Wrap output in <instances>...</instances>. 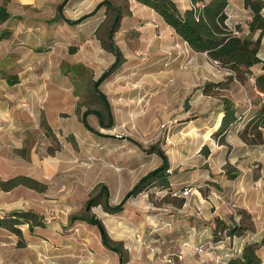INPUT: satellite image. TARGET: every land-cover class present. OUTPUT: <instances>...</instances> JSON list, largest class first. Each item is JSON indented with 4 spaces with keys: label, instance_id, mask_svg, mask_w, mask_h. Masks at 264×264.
<instances>
[{
    "label": "rangeland",
    "instance_id": "1",
    "mask_svg": "<svg viewBox=\"0 0 264 264\" xmlns=\"http://www.w3.org/2000/svg\"><path fill=\"white\" fill-rule=\"evenodd\" d=\"M101 1L82 4L89 13ZM176 1L185 9L191 0ZM130 4L132 15L124 16L114 35L125 61L100 85L111 102L114 125L102 127L90 114L93 132L81 119L87 109L104 113L93 82L115 61L101 41L110 28L102 8L95 14L102 25L94 46L105 51L73 82L77 99L70 92L56 96L58 116L36 126L27 123L24 145L15 149L23 162L0 168L6 174L0 175L5 185L0 186V214L11 207L31 208L47 221L34 234L22 226L23 247L10 232L2 235L8 242L1 244L4 264H120V255L103 245L96 226L71 218L85 213L89 199L105 197L102 185L109 188V202L119 204L141 177L162 164L158 148L169 157L171 188L153 185L131 197L119 213H107L103 204L90 210L114 242H123L126 264H230L250 243L258 244L264 264V147H259L264 143L245 150L235 136L227 134L220 144L214 134L224 97L240 102L247 97L258 105L253 77L262 63L246 79L238 78L194 51L153 9L135 5L136 0ZM260 55L264 58V45ZM208 83L219 84L205 93ZM186 187L188 195L182 193ZM234 226H241L240 234L230 235Z\"/></svg>",
    "mask_w": 264,
    "mask_h": 264
},
{
    "label": "trees",
    "instance_id": "2",
    "mask_svg": "<svg viewBox=\"0 0 264 264\" xmlns=\"http://www.w3.org/2000/svg\"><path fill=\"white\" fill-rule=\"evenodd\" d=\"M69 0H63L58 6V15L55 19H64L67 23L79 24L86 18L94 16L102 8L105 9L106 20L109 22L107 38L101 40L104 48L115 55V61L109 69L93 82L95 93L100 98L104 113L100 110L87 109L82 114L84 125L96 132L89 124L88 116L95 114L102 127L109 128L114 125L115 118L111 102L108 96L100 89L102 82L114 73L125 61L123 52L114 41V35L122 25L124 16L132 15L130 0H102L97 6L79 17L76 20L67 18L64 13V6ZM153 9L163 20L171 26L175 32L196 52L206 53L207 56L218 62L221 66L229 68L236 73L238 78L248 77L251 68L262 63V72L253 78V88L259 96V103H251L252 108L248 114L246 123L239 128V136L248 145H260L264 143V60L260 57V49L264 36V0H245V6L252 11V17L248 21L245 30L240 24L234 27L228 24L227 8L229 0H191V6L181 9L176 0H136ZM10 17V13L5 7H0V24ZM102 25V24H101ZM101 25L98 26L96 34L99 33ZM239 32V33H238ZM258 34L256 37H254ZM9 32H4L0 38L7 37ZM75 47H72V50ZM79 76L82 77L87 71L86 66H77ZM219 83H208L204 88L205 93L212 86ZM252 102V101H251ZM223 117L219 128L214 134L220 136L219 143L225 144L227 134L240 122V115L235 102L228 97L222 99ZM253 113V114H252ZM100 133V132H98ZM156 152L162 158V164L148 172L136 183V185L125 195L119 204L113 205L109 202L110 191L108 186L102 185V195L88 200L85 213L81 216H72V222L82 220L97 227L101 241L104 246L117 252L120 255V264L128 262V251L124 248L122 241L114 242L111 238L103 220L90 210L92 207L103 204L107 213L121 212L131 197L148 190L151 186L171 188L169 170L171 167L168 155L161 149ZM28 181L31 179L25 178ZM35 182V180H32ZM37 183V182H35ZM0 186L4 187V182L0 179ZM27 225L29 231L34 234L37 228H45L47 221L45 217L35 209H15L4 214H0V227L8 230L18 238V246L23 247L27 242L22 226ZM241 233V226H234L230 235ZM258 244L250 243L244 248L241 256L230 260V264H261L262 260L258 254Z\"/></svg>",
    "mask_w": 264,
    "mask_h": 264
},
{
    "label": "crops",
    "instance_id": "3",
    "mask_svg": "<svg viewBox=\"0 0 264 264\" xmlns=\"http://www.w3.org/2000/svg\"><path fill=\"white\" fill-rule=\"evenodd\" d=\"M62 1L0 0V7H5L10 13V17L0 24V35L9 32L7 37L0 38V168L12 165L13 161L23 162V157L15 154V149H21L24 145V132L29 128L27 123L34 121L36 126L39 124L38 120L58 116L60 112L54 108L61 102L55 100L60 93L70 92L77 99L78 93L73 88V82L81 78L77 66L93 67L95 56L105 51L102 46H94L96 27L99 24L95 15L76 24V28L64 19L54 20ZM229 1V26L240 24L246 30L252 17L251 9L245 6V0ZM82 2L83 0H69L64 15L76 20L88 13ZM135 5L145 6L137 1ZM190 6L191 1L186 8ZM72 46H75L73 50ZM260 57L264 60L261 55ZM107 59L109 60V56ZM261 72L262 66L258 74ZM102 73L103 71L100 75ZM68 83L72 84L71 87L61 90ZM22 101L27 103L26 109L21 108ZM234 102L240 113L251 104L247 97L241 102L234 99ZM75 103L77 104V100ZM223 114L221 112L220 117ZM220 123L219 120L215 128ZM238 131L239 126L236 125L229 131L227 138L235 136L246 150L250 146L241 139ZM259 147H264V144ZM0 175L6 177L4 171ZM15 209L26 208L11 207L6 212ZM6 234L9 231L0 227V238ZM1 244L8 246V242L0 239V264H4L8 260L4 253L6 248H2Z\"/></svg>",
    "mask_w": 264,
    "mask_h": 264
},
{
    "label": "built area",
    "instance_id": "4",
    "mask_svg": "<svg viewBox=\"0 0 264 264\" xmlns=\"http://www.w3.org/2000/svg\"><path fill=\"white\" fill-rule=\"evenodd\" d=\"M238 33H239V32H238ZM23 105H26V103H23ZM251 108H252V105L250 104V105L245 109V111L240 115V117H239L240 122L238 123L239 128L243 127L242 124L247 120V117H248V114H249ZM189 192H190V188H188V187L184 188L183 191H182V193H183L184 195H188ZM167 261H168V263H172L171 259H168Z\"/></svg>",
    "mask_w": 264,
    "mask_h": 264
}]
</instances>
